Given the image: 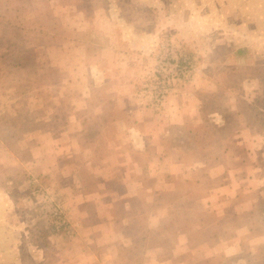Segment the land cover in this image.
<instances>
[{
	"label": "rangeland",
	"instance_id": "1",
	"mask_svg": "<svg viewBox=\"0 0 264 264\" xmlns=\"http://www.w3.org/2000/svg\"><path fill=\"white\" fill-rule=\"evenodd\" d=\"M99 79L101 89L94 85ZM111 81L121 91L128 82L131 96L149 105L161 85L168 93L177 88L187 104L198 100L199 118H188L172 134L177 143L171 140L191 156H205L200 149L206 145L217 148L241 121L256 125L262 139L256 138L242 161L246 179L240 189L252 207L240 215L226 207L218 216L202 206L209 182L180 181L174 195L187 193L190 199H177L161 235L148 238L146 251L158 259H135L115 243L117 259L98 254L99 232L83 231L82 217L65 206L66 194L45 185L50 177L40 161L57 156L51 161L61 164L62 146L85 139L91 149L85 158L99 162L102 153L93 149L103 148L110 134L96 144L95 132L79 135L80 118L70 121L68 114L91 110L93 102L77 100L107 95ZM263 98L264 0H0V264H160L166 258L264 264V103L256 104ZM68 124H74L70 133ZM76 151L74 161L70 157L76 166L68 172L78 169L89 188L94 172L84 164L83 151ZM55 172L59 186L71 180ZM140 202L134 206L147 210ZM55 206L63 225L52 215ZM137 220L144 223L140 215ZM196 223L201 230L188 231L189 244L178 249L174 226ZM145 234L138 229L135 243L142 245ZM81 247H91L89 259H81Z\"/></svg>",
	"mask_w": 264,
	"mask_h": 264
},
{
	"label": "crops",
	"instance_id": "2",
	"mask_svg": "<svg viewBox=\"0 0 264 264\" xmlns=\"http://www.w3.org/2000/svg\"><path fill=\"white\" fill-rule=\"evenodd\" d=\"M94 85L100 89L103 86L100 79L94 81ZM129 85L128 82L124 83L122 86L124 91H121L118 90L119 84L111 81L105 87L107 95L101 91L95 99L77 100L83 99V103L93 102L91 110L86 111L88 106H85L79 111L84 114L82 116L81 114L77 116L75 111L68 114L70 121L80 118L79 135L95 132L96 144L102 139L101 137L110 134L111 140L106 141L103 148L93 149L98 151L95 154L102 153L99 162L87 160L89 157L85 158V154L91 149L87 146L90 143L83 139L62 146L61 160L65 162L54 164L51 160L58 157L53 156L49 161L48 159L40 161V164H45L44 168L41 166L44 175L50 177L46 179L48 182L45 185L52 189L57 187L58 192L66 194L63 196L65 206L69 214L83 218H80L82 227L85 226L83 231L89 229L90 233L92 230L99 232L96 238L100 237L102 240L101 243H96L98 254L102 253L105 258L117 259L119 250H115L112 245L115 243L117 249L126 250L128 253L132 251L135 259H158L150 256L146 251L149 247L148 238L151 233L155 236L161 235L166 222L165 216L172 209L173 211L176 209L177 199L183 200L182 203L190 199L187 193L181 197L174 195L180 181L185 183L188 180L186 182L191 181L196 185L209 182V186L206 185L208 192L201 198L204 203L202 206L211 209L218 216L224 213L226 207L236 210L234 211L236 215L243 214L244 210L248 211L252 207L250 203L246 206L248 197L240 192L246 179L242 161L251 150L250 146L254 145L255 140L257 141L256 138L262 139V132L255 127L248 128L241 121L237 129L230 136L223 138L217 148L212 149V146L206 145L200 149L205 156L197 154L191 156L192 152L175 144L177 141L172 137L174 131L182 130L188 118H199L198 100H190L188 105L181 92L173 88L167 95L163 110L157 113L152 105L142 103L140 99L131 96L133 93ZM89 122H96V125L90 127ZM73 126L74 124L68 126V133L72 132ZM171 140L176 142L173 144ZM100 149L103 151L99 152ZM76 150L83 151L84 164L94 172V184L89 188L83 187L85 183L78 174L80 173L78 169L74 170L73 174L68 172L74 165L73 155ZM55 171L65 177L68 176L67 178L71 180L66 183L64 181L59 186L60 184L54 179L58 174ZM134 201H141V205L144 207L147 205L148 209L138 210L139 205L134 206ZM152 204L155 206L151 207ZM92 214L98 219L86 223L85 218ZM139 215L144 219L143 224L137 223ZM149 219L151 223H148ZM2 220L3 218L0 219V224ZM112 223H118L119 229H111ZM213 226L215 229L216 223ZM138 229L146 233L142 245L135 243L134 233ZM198 229L201 230L198 223L190 226H174L173 230L176 231L178 240L176 247L178 249H181L182 245L187 247L189 235L186 233L190 230L196 232ZM156 247L160 248L159 245ZM89 248L86 249L90 251ZM79 249L83 256L81 259L90 258L89 251L83 250L82 247ZM159 261L160 264H181L184 260L174 261L173 258H166Z\"/></svg>",
	"mask_w": 264,
	"mask_h": 264
},
{
	"label": "built area",
	"instance_id": "3",
	"mask_svg": "<svg viewBox=\"0 0 264 264\" xmlns=\"http://www.w3.org/2000/svg\"><path fill=\"white\" fill-rule=\"evenodd\" d=\"M158 74L161 75V78L162 77H167V75H162L161 73H158ZM164 82H165V80H164ZM167 95H168L167 86L161 85L154 93V97H153V100H152V107H155L157 109H163L164 105H165V102H166ZM52 215L54 217H56L57 219L61 220V212L58 209V206H55L52 209ZM63 224H64L63 220H61V224L60 225H63Z\"/></svg>",
	"mask_w": 264,
	"mask_h": 264
},
{
	"label": "trees",
	"instance_id": "4",
	"mask_svg": "<svg viewBox=\"0 0 264 264\" xmlns=\"http://www.w3.org/2000/svg\"><path fill=\"white\" fill-rule=\"evenodd\" d=\"M262 103H264V98H263V100H262V102H260V103H256V104H262ZM254 112H255V116H257V115H259L260 116V114H262L261 113V111H260V109H258V107H256L255 105H254ZM260 108V107H259ZM215 126V125H214ZM253 127L255 126V128H256V125H252ZM216 128H218V129H221V128H223V125L221 126H219L218 124H217V126H216Z\"/></svg>",
	"mask_w": 264,
	"mask_h": 264
}]
</instances>
